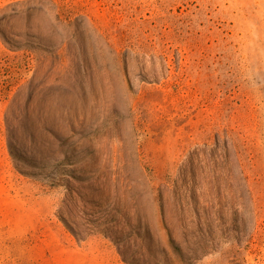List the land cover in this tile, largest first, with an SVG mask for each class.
Masks as SVG:
<instances>
[{
    "label": "rangeland",
    "instance_id": "obj_1",
    "mask_svg": "<svg viewBox=\"0 0 264 264\" xmlns=\"http://www.w3.org/2000/svg\"><path fill=\"white\" fill-rule=\"evenodd\" d=\"M134 263L264 264V0H0V264Z\"/></svg>",
    "mask_w": 264,
    "mask_h": 264
},
{
    "label": "trees",
    "instance_id": "obj_2",
    "mask_svg": "<svg viewBox=\"0 0 264 264\" xmlns=\"http://www.w3.org/2000/svg\"><path fill=\"white\" fill-rule=\"evenodd\" d=\"M174 248L178 251V252H181L182 254H183V250H182V248H181V246L179 245H175L174 246ZM154 258V257H153ZM134 264H136V263H134Z\"/></svg>",
    "mask_w": 264,
    "mask_h": 264
}]
</instances>
